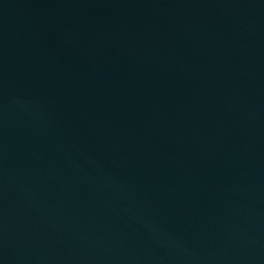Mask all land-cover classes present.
<instances>
[{
    "label": "water",
    "instance_id": "1",
    "mask_svg": "<svg viewBox=\"0 0 264 264\" xmlns=\"http://www.w3.org/2000/svg\"><path fill=\"white\" fill-rule=\"evenodd\" d=\"M0 264H264V0H0Z\"/></svg>",
    "mask_w": 264,
    "mask_h": 264
}]
</instances>
